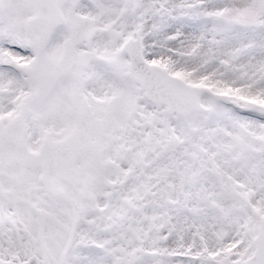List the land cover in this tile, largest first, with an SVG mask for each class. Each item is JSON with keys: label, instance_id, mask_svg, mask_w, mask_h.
Returning <instances> with one entry per match:
<instances>
[{"label": "snow or ice", "instance_id": "6c2138e0", "mask_svg": "<svg viewBox=\"0 0 264 264\" xmlns=\"http://www.w3.org/2000/svg\"><path fill=\"white\" fill-rule=\"evenodd\" d=\"M0 264H264V0H0Z\"/></svg>", "mask_w": 264, "mask_h": 264}]
</instances>
